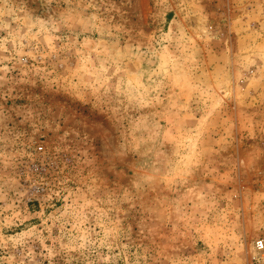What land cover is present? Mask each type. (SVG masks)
I'll list each match as a JSON object with an SVG mask.
<instances>
[{
	"label": "rangeland",
	"instance_id": "obj_1",
	"mask_svg": "<svg viewBox=\"0 0 264 264\" xmlns=\"http://www.w3.org/2000/svg\"><path fill=\"white\" fill-rule=\"evenodd\" d=\"M259 241L264 0H0V264H264Z\"/></svg>",
	"mask_w": 264,
	"mask_h": 264
},
{
	"label": "built area",
	"instance_id": "obj_2",
	"mask_svg": "<svg viewBox=\"0 0 264 264\" xmlns=\"http://www.w3.org/2000/svg\"><path fill=\"white\" fill-rule=\"evenodd\" d=\"M41 149H42V148H41ZM256 246H257V248H258L259 250H263V249H264V243H263V241H259V242H257Z\"/></svg>",
	"mask_w": 264,
	"mask_h": 264
}]
</instances>
